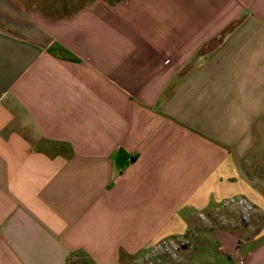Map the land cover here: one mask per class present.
I'll return each mask as SVG.
<instances>
[{
    "label": "crops",
    "instance_id": "crops-1",
    "mask_svg": "<svg viewBox=\"0 0 264 264\" xmlns=\"http://www.w3.org/2000/svg\"><path fill=\"white\" fill-rule=\"evenodd\" d=\"M75 4L0 0V264H264V0Z\"/></svg>",
    "mask_w": 264,
    "mask_h": 264
},
{
    "label": "built area",
    "instance_id": "built-area-1",
    "mask_svg": "<svg viewBox=\"0 0 264 264\" xmlns=\"http://www.w3.org/2000/svg\"><path fill=\"white\" fill-rule=\"evenodd\" d=\"M223 207L230 209L240 222H247L252 218L255 206L245 197H230L224 200ZM178 240H165L160 244L161 250L167 253H175L179 249Z\"/></svg>",
    "mask_w": 264,
    "mask_h": 264
},
{
    "label": "rangeland",
    "instance_id": "rangeland-1",
    "mask_svg": "<svg viewBox=\"0 0 264 264\" xmlns=\"http://www.w3.org/2000/svg\"><path fill=\"white\" fill-rule=\"evenodd\" d=\"M88 0H76V4H75V7H80V6H82L83 4H85L86 2H87ZM72 8H67V9H65L66 11L67 10H71ZM246 198V197H245ZM249 200V199H248ZM250 201V200H249ZM251 202V201H250ZM252 203V202H251ZM253 205H254V203H252ZM255 206V205H254ZM255 208H256V206H255ZM256 213H257V208L253 211V213H252V217H254L255 215H256ZM197 214H198V217L199 218H202L203 216H202V211L201 212H197ZM172 254H174V253H172ZM173 257V256H172ZM174 258V257H173ZM74 264V263H73ZM75 264H76V262H75ZM77 264H84V263H82V262H80V263H77ZM147 264H158V263H156V260H151V261H148L147 262Z\"/></svg>",
    "mask_w": 264,
    "mask_h": 264
}]
</instances>
